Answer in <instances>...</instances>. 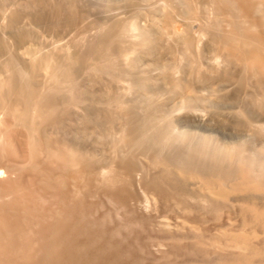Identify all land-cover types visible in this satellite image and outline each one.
<instances>
[{
    "label": "bare ground",
    "instance_id": "1",
    "mask_svg": "<svg viewBox=\"0 0 264 264\" xmlns=\"http://www.w3.org/2000/svg\"><path fill=\"white\" fill-rule=\"evenodd\" d=\"M0 264H264V0H0Z\"/></svg>",
    "mask_w": 264,
    "mask_h": 264
},
{
    "label": "rangeland",
    "instance_id": "2",
    "mask_svg": "<svg viewBox=\"0 0 264 264\" xmlns=\"http://www.w3.org/2000/svg\"><path fill=\"white\" fill-rule=\"evenodd\" d=\"M165 55H168V53L167 54L165 53ZM170 57L171 56H168V59ZM162 88L163 90H165L164 86ZM227 92L225 93V95L222 92L216 93V97L221 95V96L227 97V99H230L233 96L234 91L231 90ZM242 95H243V92H241L240 97H242ZM214 97L215 96H213L212 99L216 100L217 98L215 99ZM223 104L227 106V104L230 105L231 102L229 100L227 101L225 100V103ZM200 109L201 110L189 111L187 113H184V112L180 113V116H179L180 120H182V123L184 124L182 127L183 130L185 129L186 131L197 132L201 136L213 137L216 140L223 142V144L231 145V144H237V143L238 144L251 143L249 141L250 136L237 129L236 121L232 116L228 118V122L226 123L224 122L221 124L222 120H220V118H218L217 116L214 117L216 111L220 109L215 108V107H210V105L200 106ZM223 110L229 112L230 109L226 108ZM256 144H257V147H259L261 146L262 143L257 142Z\"/></svg>",
    "mask_w": 264,
    "mask_h": 264
}]
</instances>
